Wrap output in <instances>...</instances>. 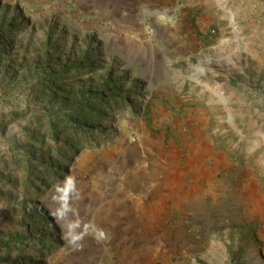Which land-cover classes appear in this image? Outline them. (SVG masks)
<instances>
[{
  "label": "rangeland",
  "instance_id": "rangeland-1",
  "mask_svg": "<svg viewBox=\"0 0 264 264\" xmlns=\"http://www.w3.org/2000/svg\"><path fill=\"white\" fill-rule=\"evenodd\" d=\"M150 161L173 261L264 264V0H0V264H77L103 168Z\"/></svg>",
  "mask_w": 264,
  "mask_h": 264
},
{
  "label": "crops",
  "instance_id": "crops-1",
  "mask_svg": "<svg viewBox=\"0 0 264 264\" xmlns=\"http://www.w3.org/2000/svg\"><path fill=\"white\" fill-rule=\"evenodd\" d=\"M150 162L146 166H133L128 171L123 165L113 167L114 170L108 166L103 168L97 190L101 200L98 208L102 211L97 223H94L95 219L88 220L91 224H88L87 233L92 239L88 246H83L87 249L77 252V264H97L90 258L87 260L88 252L89 257L100 254L102 264H180L172 260L171 254L190 251L179 234L168 236V223L175 215L173 212L185 214L172 196L173 188L179 190L181 180V183L184 181L182 170L170 180L168 165ZM197 169L201 171L200 167ZM191 194L183 193L187 200L191 199ZM91 208L94 206L88 209Z\"/></svg>",
  "mask_w": 264,
  "mask_h": 264
},
{
  "label": "trees",
  "instance_id": "trees-1",
  "mask_svg": "<svg viewBox=\"0 0 264 264\" xmlns=\"http://www.w3.org/2000/svg\"><path fill=\"white\" fill-rule=\"evenodd\" d=\"M96 105H103V103H99ZM114 106H119V104H116ZM80 116V122L77 120ZM95 118H104V115L100 112H93L92 108L86 112L83 113L82 108L78 109L77 111L73 112L72 114H67L62 119H58L55 122L51 124V131L53 132V139L55 141H58L59 136L62 132H69V135L73 136L75 134L79 135L82 134L83 137L89 136L93 131V127L89 126V121H93ZM59 130H57V128ZM30 170V169H29ZM29 175H31V172L28 171ZM50 177H53V175H50Z\"/></svg>",
  "mask_w": 264,
  "mask_h": 264
},
{
  "label": "built area",
  "instance_id": "built-area-1",
  "mask_svg": "<svg viewBox=\"0 0 264 264\" xmlns=\"http://www.w3.org/2000/svg\"><path fill=\"white\" fill-rule=\"evenodd\" d=\"M106 264H111V263H106Z\"/></svg>",
  "mask_w": 264,
  "mask_h": 264
}]
</instances>
